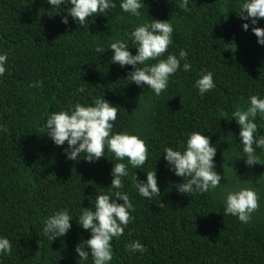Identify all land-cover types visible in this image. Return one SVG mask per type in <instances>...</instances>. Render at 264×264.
Wrapping results in <instances>:
<instances>
[{
	"label": "trees",
	"instance_id": "1",
	"mask_svg": "<svg viewBox=\"0 0 264 264\" xmlns=\"http://www.w3.org/2000/svg\"><path fill=\"white\" fill-rule=\"evenodd\" d=\"M115 8L93 14L83 26L68 16L72 5L56 12L48 0H0V54L7 53L6 72L0 76V238H7L12 253H0V264H94L91 256L80 261L78 244L91 238L78 223L83 208L95 210L98 194L110 189L114 163H125L122 177L133 209L132 221L119 238L113 237L109 264H264V148H257L260 163L248 166L232 113L250 106V97L264 99V45L253 27L237 12L245 0H141V16L124 12L122 0ZM151 19L170 21L172 44L156 63L170 54L187 52L191 70L181 68L170 77L167 89L157 96L147 85L138 86L128 75L132 65L112 63L115 40L132 44L135 27ZM248 23L245 30L243 24ZM101 46L105 53L95 49ZM212 72L215 87L200 95L196 81ZM35 85V86H33ZM84 88L81 92L80 89ZM104 98L118 108L112 134L128 132L143 139L148 159L139 169L128 159L117 160L105 147L104 157L88 162L67 158L45 133L50 114L80 103ZM256 139L264 136V113L254 119ZM6 127L7 131H3ZM193 132H201L216 147L217 171L224 179L214 190L183 194L164 158V148L184 151ZM157 172L160 194L141 196L133 177L146 181ZM251 187L259 195V210L243 223L225 215L229 191ZM123 203L122 200H118ZM67 209L72 227L65 236L50 240L45 220ZM139 241L146 251L132 252L126 245ZM90 254V250H89Z\"/></svg>",
	"mask_w": 264,
	"mask_h": 264
},
{
	"label": "clouds",
	"instance_id": "2",
	"mask_svg": "<svg viewBox=\"0 0 264 264\" xmlns=\"http://www.w3.org/2000/svg\"><path fill=\"white\" fill-rule=\"evenodd\" d=\"M64 0H48V3L56 9V12H64L60 6ZM72 5L67 8V15L62 23L68 24V16L72 17L80 26H83L87 19L93 14L105 13L110 8H115L112 0H68ZM189 0H182L179 7L188 9ZM121 9L133 16L140 17V9L143 7L141 0H122ZM238 16L244 20H251L256 25L258 19H264V0H245ZM245 30L249 24H243ZM173 25L170 21L151 19L135 27L131 33L132 44L137 48V54L133 55L128 49V42L115 40L109 45L114 51L112 63L121 67L132 65V71L127 79H130L138 86L147 85L159 96L167 89L168 82L180 68L181 61L183 70H191V64L187 63V52L180 50L179 56L170 54L165 59H159L156 63L148 64L150 60H157L163 56L172 44ZM253 33L258 38V43L264 45V28L253 27ZM99 53H105V49L98 46L95 49ZM8 54H0V76L6 72ZM35 86V85H33ZM196 87L203 96L214 87L212 72H202L196 81ZM81 92L84 88L80 89ZM258 113H264V99L257 95L250 97V106L244 110L237 108L233 113V119L241 126L239 133L243 145L245 163L253 166L260 163L253 147L264 148V136L256 139L254 134L258 130L254 122ZM118 108L113 106L104 98H96L92 105L85 106L76 103L59 112L50 114L46 121V134L58 146L67 142L68 147L65 153L68 159L78 161L82 153L88 162H93L104 157L105 147L115 154L117 160L128 159L133 168H141L148 159V147L143 139L128 132L112 134L113 122L117 119ZM3 131H7L4 127ZM217 149L211 144L209 136L201 132H193L187 139L184 151L174 150L172 147L164 148V158L171 166L176 176L184 177L183 183L176 185L179 192L189 194L193 192H208L220 186L224 179L215 171L214 158ZM261 164V163H260ZM147 180H138L137 175L133 177L135 187L141 196L151 198L160 194L157 181V172L148 171ZM128 175L125 163H114L112 184L110 189H117L114 193L98 194L96 196L95 210L83 208L78 223L85 230H90L91 238L78 244L76 252L80 261L93 259L94 264H109L113 259L112 240L123 235L125 227L132 221L129 209L133 204L126 192L119 191L124 188L122 177ZM122 200L123 203H119ZM259 195L251 187L241 186L235 191H229L225 199V215H232L239 218L243 223L252 219V213L259 210ZM67 209L60 210L49 216L44 224V234L50 240L65 236L72 227V220ZM126 249L132 252H145L146 247L138 240L126 245ZM90 250V254H89ZM0 253L11 255L12 245L9 239L0 238Z\"/></svg>",
	"mask_w": 264,
	"mask_h": 264
}]
</instances>
